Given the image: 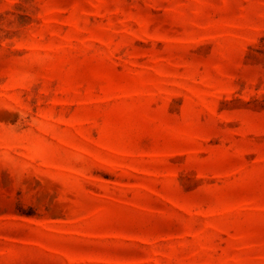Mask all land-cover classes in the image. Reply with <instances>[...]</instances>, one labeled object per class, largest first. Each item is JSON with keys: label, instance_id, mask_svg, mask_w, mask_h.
Returning a JSON list of instances; mask_svg holds the SVG:
<instances>
[{"label": "rangeland", "instance_id": "374dc122", "mask_svg": "<svg viewBox=\"0 0 264 264\" xmlns=\"http://www.w3.org/2000/svg\"><path fill=\"white\" fill-rule=\"evenodd\" d=\"M0 264H264V0H0Z\"/></svg>", "mask_w": 264, "mask_h": 264}]
</instances>
